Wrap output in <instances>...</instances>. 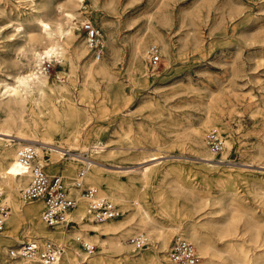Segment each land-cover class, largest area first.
I'll return each mask as SVG.
<instances>
[{
	"label": "rangeland",
	"instance_id": "rangeland-1",
	"mask_svg": "<svg viewBox=\"0 0 264 264\" xmlns=\"http://www.w3.org/2000/svg\"><path fill=\"white\" fill-rule=\"evenodd\" d=\"M47 1L34 0L37 8ZM77 1V5L69 0L49 2L53 8L62 5L72 9L77 18L72 38L65 44L66 57L44 58L51 64L45 71L55 106L41 103L34 107L39 118L56 127L52 136L67 152L60 157L48 148H42L43 155L36 149L45 170L51 175H62L70 192H74L73 180L85 163L70 158L66 149L72 146V135L79 134L82 145H87L83 154L105 163L90 166L86 185H94L99 193L122 207L123 215L108 222L131 218L130 222L136 225L139 212L133 199L137 198L162 225L182 227L184 238L194 244L200 256L199 247L188 238L192 223L203 231V241L216 240L221 246L220 232L232 214L241 209L246 214L239 224L250 226L248 221L255 216L254 221L264 233V0ZM32 7L31 0H0V78L10 69L9 61L16 57L27 60L21 50H16L17 46L32 45L42 50L37 42H29L28 34L12 35L16 32L13 25L19 22L29 32L38 31L35 22L29 20ZM44 16L51 22L55 17ZM86 21L101 29L105 40L101 56L87 44L83 28ZM13 36L15 39L11 40ZM137 43H141V49L136 48ZM153 45L158 46L161 55L155 68L149 66L148 52ZM31 55L28 54L30 58ZM31 63L35 65L33 58ZM89 66L95 67L90 73ZM99 66L107 68L108 73L101 72ZM58 86H63L61 92ZM2 117L3 113L0 120ZM211 128H217L224 140L231 142L226 157L225 144L219 152L207 145L206 133ZM14 143L0 142V155L10 146L16 148ZM152 154L161 156V161L143 176L139 167ZM206 155L212 159H202ZM70 164H75L73 171H65ZM132 168L137 169L130 171ZM95 173L100 176L98 181L93 179ZM24 189L17 188L21 200ZM113 196L129 201L121 202ZM22 203L39 206L32 219L19 225L18 238L23 242H60L57 237L36 236L34 231L43 228L57 234L68 229L71 235L66 239L71 242L65 248L70 251L72 264H91L93 255L117 254L97 243H93L92 252L82 248L76 231L95 232L75 218L80 213L78 209L72 213L75 223L50 226L41 217V199ZM81 203L83 220L88 221L85 202ZM4 206L7 215L0 236L13 210V204H0V212ZM175 230H167L166 246H161L155 235L143 232L146 246L140 249H135L129 240L140 233L127 235L131 245L128 254L137 258L141 253H152L151 259L141 264L174 263L169 250ZM19 245L14 241L1 245L0 263L5 264L9 249ZM75 250L81 253L76 254ZM12 263L23 264L18 259ZM113 264L125 263L116 255Z\"/></svg>",
	"mask_w": 264,
	"mask_h": 264
},
{
	"label": "bare ground",
	"instance_id": "bare-ground-1",
	"mask_svg": "<svg viewBox=\"0 0 264 264\" xmlns=\"http://www.w3.org/2000/svg\"><path fill=\"white\" fill-rule=\"evenodd\" d=\"M69 1L75 5L78 3L77 0ZM31 2L33 7L29 20L35 22L36 26L38 27V31L29 32L26 30L24 24L19 22L16 25H13L14 23L12 24L14 26V30L16 31L15 33H12V35L16 36L21 33L28 34L29 42H37L38 45L42 46V50L38 51L37 48L32 45H29L28 48L23 45L17 46L16 50H21L22 55L27 58V60L23 61L22 59L16 57L12 62L9 61L8 63L11 64H7V67L9 66L10 69L5 72V77L0 78V114L3 113L4 115V117H2L0 120V142H4L7 145L15 142L14 144L16 146V148L11 146L6 148L0 155V184L3 189V194L0 196V204H13L11 216L8 218L4 230L1 232L0 248L1 245L13 241L15 243L22 244V239L18 238L19 225L27 219H32L39 211V206H24L22 203L23 199H20L17 188L19 186H24L26 188L29 185L31 179V170L29 167L26 168L20 164L18 150L24 145L31 144L39 151L41 155H43L42 148H48L53 151V153L60 155V157H63V155L67 154L66 151H63L65 147L61 143H57L52 136L51 132H54L53 130H57L56 127L39 118L38 113L35 110L36 107L34 106H39L41 103L49 104L52 107L55 106L53 97L54 94H51L48 91V89L51 88V83L49 82V77L43 67V62L46 60L44 58L48 57L51 59L54 55L61 58L66 57L65 44H67L68 38H72L74 27L73 24L76 23L75 19L77 18V15L72 9L64 8L62 5H57L54 8L51 7L49 4L50 0L38 8L36 7V2H34V0H31ZM46 14L55 15L52 22L44 16ZM156 37L161 40L160 36L157 35ZM12 39H15V37L13 36L11 40ZM143 43L142 45L145 47V44ZM140 44L141 43H137V49L140 48ZM164 50L165 52L169 51V49L165 46ZM28 52L32 54L31 58H33L35 61L34 66L31 63V58L28 56ZM93 69H95L94 66H89V73ZM99 70L103 73H108V69L104 68L103 66H99ZM57 89L59 92H61L63 86H58ZM29 109L31 110L29 111ZM198 133H200L199 129ZM72 136V146L66 150L68 151L70 158L74 160H80L85 163L83 169V179L85 181V177L90 166H101L105 163L96 160L89 155H85V153L83 154V151L87 150V145H82V136L79 134ZM61 140H63V138ZM224 144L226 145V149L223 151V157H226L231 148V142L224 140ZM160 157L161 156L152 154L149 159L145 160L146 163L139 167L143 176L149 172L153 164L161 161L159 160ZM202 159L210 161L212 157L210 155H206L203 156ZM218 160L224 162V159ZM4 161L6 162L5 166ZM115 166L121 168V166ZM74 167L75 164H70L65 168V171L72 172ZM3 168L8 169L4 170ZM135 169L137 168H132L130 171ZM99 178L100 176L98 173H95L93 179L98 181ZM3 185H6L7 188H5ZM93 187L95 186L93 185ZM74 193L76 194V190H74ZM113 199L121 202L129 201L124 199V197L117 198L113 196ZM133 201L136 204V208L139 212V219L137 220L138 223L136 225H134L133 222H130L131 218H127V220L117 223L108 222V220L122 216L123 212L118 217L102 221L101 224L93 223V220L89 217L87 218L88 221H84L83 219L85 218V213L83 215V211L81 210L83 205L81 202H79V205L71 212L69 217L72 219V213L78 209L80 213L75 215V218L80 224L86 226L90 229V231H94L95 233L92 234L90 232H84L85 229H79L76 231V233H78V235L75 236L76 240H79L80 237L83 236L86 243L91 245L93 243H97L104 250H112L114 253L116 252V255L120 256V259H122L125 264H141V262L145 263V259L146 262L150 260L152 253L144 252L141 253L137 258L130 257V254L128 253L132 244L130 243L131 245H129V242L127 241V235L140 233V235L135 236H143L146 238V236L143 235V232L151 233L155 235V238L158 241H160L161 246H166L169 242V233L167 230L176 229L175 239L185 237L186 234L184 233L182 227L162 225L150 214L146 208L142 206L139 199L135 198ZM120 209L122 210L121 206ZM237 211V213L232 214L231 218L226 224L227 226L225 227L224 231L220 232L223 237H221L223 239L221 246L217 245L215 242L216 240L207 242L203 241V231H201L200 227L195 223L190 225L188 230V238L197 244L201 253V260L198 264H208V262L213 264H264V233L260 231V228L256 224L257 222L254 221V219H256L255 216L253 217L254 219H251L252 217L250 218V220H253L254 222H251L250 220L248 221L250 226H247V224L242 227L239 224V220L244 214H246V211L243 212L241 209H238ZM247 214L249 213L247 212ZM6 215L7 212H0V220H2V224L5 220L4 216ZM250 229H254V231H250ZM69 231L70 230L68 229H62L59 233L55 234V232H48L44 231L43 228H38L34 231V233L36 236H40L41 238H59L60 242L52 240L62 247L63 254L59 264H72L70 251L65 248V244L67 242H71L66 239L69 235H71ZM28 235H30V232ZM3 239H5V242H2ZM16 239H18L17 242ZM251 241L252 244H249ZM73 242L74 244L77 243L76 241ZM73 252L76 254L81 253L80 250H75ZM116 255H113V257ZM113 257L93 255L90 258V262L91 264H113ZM15 259H18L23 264H35L38 258L10 256L8 257V260L5 261V264H13L12 262H14ZM136 260L138 261L136 262ZM177 263L178 262L175 261L174 263H163L160 261V264Z\"/></svg>",
	"mask_w": 264,
	"mask_h": 264
},
{
	"label": "built area",
	"instance_id": "built-area-1",
	"mask_svg": "<svg viewBox=\"0 0 264 264\" xmlns=\"http://www.w3.org/2000/svg\"><path fill=\"white\" fill-rule=\"evenodd\" d=\"M83 28L89 48L97 56H101L105 50V40L101 29L90 21H86ZM148 53L149 66L155 68L161 61L158 46H151ZM50 66V63L43 62L44 69ZM206 142L210 149L215 152L222 151L225 146L223 134L216 128L207 131ZM18 157L20 164L23 167H29L31 170L30 183L24 189L22 199L24 202L35 199L43 201L44 206L41 215L47 225L65 224L68 226L75 223V220L71 219L69 215L82 201L85 202L86 215L92 220L102 222L121 215V209L114 200L99 193L94 187L86 185L83 179L84 167L73 180L75 194L70 192L61 175H51L45 170L44 165L37 158V150L33 145L22 146L18 150ZM2 194L3 189L0 184V196ZM6 209L7 206H4L1 212L6 213ZM1 225L2 220H0V228ZM80 240L84 250L89 252L94 250L93 244L86 243L82 238ZM129 240L135 249L146 246V238L143 236H132ZM62 254L61 245L49 239L42 242L27 240L19 247L9 249L11 257H37L35 264H59ZM169 256L179 264H198L201 260L194 244L185 238H177L172 242Z\"/></svg>",
	"mask_w": 264,
	"mask_h": 264
}]
</instances>
